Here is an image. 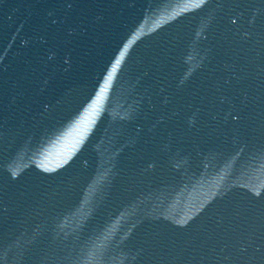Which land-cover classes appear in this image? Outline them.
Instances as JSON below:
<instances>
[{
    "label": "water",
    "instance_id": "water-1",
    "mask_svg": "<svg viewBox=\"0 0 264 264\" xmlns=\"http://www.w3.org/2000/svg\"><path fill=\"white\" fill-rule=\"evenodd\" d=\"M0 264H264V0H0Z\"/></svg>",
    "mask_w": 264,
    "mask_h": 264
}]
</instances>
